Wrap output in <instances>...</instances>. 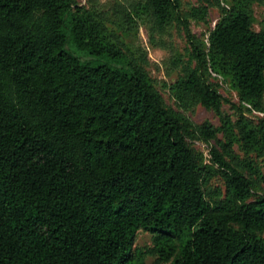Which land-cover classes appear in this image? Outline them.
I'll list each match as a JSON object with an SVG mask.
<instances>
[{"label": "trees", "instance_id": "16d2710c", "mask_svg": "<svg viewBox=\"0 0 264 264\" xmlns=\"http://www.w3.org/2000/svg\"><path fill=\"white\" fill-rule=\"evenodd\" d=\"M129 1L119 5L128 32L142 14L158 29L181 21L195 67L172 89L218 115L226 142L166 108L75 0H0V264H264V172H243L233 155L234 143L263 152L264 126L241 120L236 137L207 78L261 103L264 31L251 30V0L223 14L205 49L179 0ZM194 139L218 146L220 201L205 198L211 168ZM139 231L152 236L146 252L133 249Z\"/></svg>", "mask_w": 264, "mask_h": 264}, {"label": "rangeland", "instance_id": "374dc122", "mask_svg": "<svg viewBox=\"0 0 264 264\" xmlns=\"http://www.w3.org/2000/svg\"><path fill=\"white\" fill-rule=\"evenodd\" d=\"M75 2L76 6L85 12L100 17L123 59L130 65L141 68L147 74L166 108L177 112L195 126L211 125L219 130L217 140L226 142L227 136L221 129L222 122L218 115L200 105L181 101L172 89L177 80L183 78L195 67L183 25L176 16L170 24L163 29H158L148 16L142 14L138 18L133 17L135 25L128 32L126 31L128 25L123 19V14H120L122 9L119 5L126 7L131 1L75 0ZM237 2L238 0H179L181 17L187 23L194 42L205 49L215 25ZM248 9L252 17L251 30L255 33L264 31V0H251ZM207 78L228 101L223 105L221 112L230 120L232 127L234 126L233 134L236 137L239 138L237 124L241 120L256 129L261 125L264 126V97L257 107L244 104L240 101L238 92L229 78L209 75ZM188 142L201 157L203 165L211 168L208 174L209 180L202 187L206 200L214 203L224 199V183L210 156L212 147L218 149L217 144L214 141L207 144L197 139ZM233 155L234 163L241 168L244 163H251L256 170L264 172V151L246 152L241 143H234ZM242 171L246 172L245 168ZM260 237L264 239V233ZM152 245V236L149 233L139 231L136 234L133 248L135 252H146ZM144 264L157 263L154 257L148 255Z\"/></svg>", "mask_w": 264, "mask_h": 264}]
</instances>
